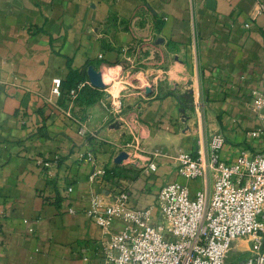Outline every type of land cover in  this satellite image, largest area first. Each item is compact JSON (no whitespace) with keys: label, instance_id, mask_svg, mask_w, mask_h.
Listing matches in <instances>:
<instances>
[{"label":"crops","instance_id":"1","mask_svg":"<svg viewBox=\"0 0 264 264\" xmlns=\"http://www.w3.org/2000/svg\"><path fill=\"white\" fill-rule=\"evenodd\" d=\"M257 1L0 0V264L101 263L91 196L122 184L143 208L170 182L194 195L203 182L181 176L175 157L207 154L213 134L226 138L225 159L264 153ZM126 58L136 78L94 87L104 93L91 104V83L75 100L55 89L90 66L108 84L105 71ZM116 168L123 176L107 179Z\"/></svg>","mask_w":264,"mask_h":264},{"label":"built area","instance_id":"2","mask_svg":"<svg viewBox=\"0 0 264 264\" xmlns=\"http://www.w3.org/2000/svg\"><path fill=\"white\" fill-rule=\"evenodd\" d=\"M256 5L255 14L264 15V3ZM54 82L60 92L61 80ZM87 85L89 80L80 83L69 97L75 100ZM255 95L256 107H264V94ZM116 106L121 113L122 101ZM225 144V136L213 134L207 154L181 151L175 157L181 176L202 180L194 195L188 184L170 182L143 208L131 205L124 185L108 196H91L88 214L102 228L104 258L97 264H264V153L243 148L237 159H225ZM101 174L95 170L90 180Z\"/></svg>","mask_w":264,"mask_h":264},{"label":"trees","instance_id":"3","mask_svg":"<svg viewBox=\"0 0 264 264\" xmlns=\"http://www.w3.org/2000/svg\"><path fill=\"white\" fill-rule=\"evenodd\" d=\"M88 80V74L86 71H79V70H74L72 69L70 71V74L67 78V80L62 82V87H63V94L65 97L69 94L70 90L76 88L80 83L87 81ZM88 87V86H86ZM88 92H86V96H88L87 101L88 103H93L98 100L100 97L99 90L95 89L92 86H89ZM81 92L79 93V96H81ZM78 96V97H79ZM124 170L121 169H113V170H108L107 172V179L111 178H117L119 176H123ZM122 184H119L121 186Z\"/></svg>","mask_w":264,"mask_h":264},{"label":"rangeland","instance_id":"4","mask_svg":"<svg viewBox=\"0 0 264 264\" xmlns=\"http://www.w3.org/2000/svg\"><path fill=\"white\" fill-rule=\"evenodd\" d=\"M125 63L123 62L122 69L106 70V78L108 79V84L106 88L115 86L116 88H121L126 85L127 82L133 81L136 77H133L138 70V65L131 61V59L126 58ZM110 68V66H107ZM104 90L99 91V94H103ZM123 112V111H122ZM241 245L238 243L237 247Z\"/></svg>","mask_w":264,"mask_h":264},{"label":"water","instance_id":"5","mask_svg":"<svg viewBox=\"0 0 264 264\" xmlns=\"http://www.w3.org/2000/svg\"><path fill=\"white\" fill-rule=\"evenodd\" d=\"M87 73H88L90 83L93 87L98 88V89L106 88V83L104 82V77H103L102 71L95 69L93 66H90L88 68ZM146 91L150 94L152 92V89L150 87H147ZM128 155L129 154L125 151L121 152L117 156L116 162L122 163L125 159L128 158Z\"/></svg>","mask_w":264,"mask_h":264},{"label":"bare ground","instance_id":"6","mask_svg":"<svg viewBox=\"0 0 264 264\" xmlns=\"http://www.w3.org/2000/svg\"><path fill=\"white\" fill-rule=\"evenodd\" d=\"M104 82H106V81H104ZM107 82H109L108 79H107Z\"/></svg>","mask_w":264,"mask_h":264}]
</instances>
